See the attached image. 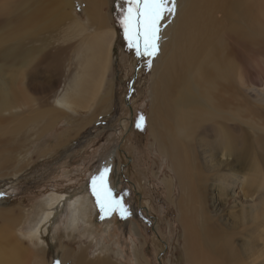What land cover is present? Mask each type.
Returning <instances> with one entry per match:
<instances>
[{
  "label": "bare ground",
  "instance_id": "6f19581e",
  "mask_svg": "<svg viewBox=\"0 0 264 264\" xmlns=\"http://www.w3.org/2000/svg\"><path fill=\"white\" fill-rule=\"evenodd\" d=\"M108 2L112 0H0V62L5 64L0 65V118L3 111H12L0 119V131L11 126V133H17L43 122L42 134L66 115L87 117L86 126L106 117L113 101L109 73L117 41L105 13ZM76 3L84 5L85 24L72 13ZM254 5L252 0H175L174 11L160 21L148 125L173 173L167 179L171 199L174 182L179 188L178 220L192 264H251L258 231L264 228V109L256 104L264 100L251 99L254 89L244 83L242 59L261 46ZM67 50L72 57L63 67V85L58 89L59 82L52 79L39 83L45 66L60 71ZM1 158L0 173L7 174L13 158ZM238 182L242 197H258L255 205H240L233 193ZM83 201L72 206L78 219L87 220ZM61 202V195L49 197L50 206L28 243L14 229L0 227V264H114L107 253L90 257L88 247L76 252L63 243L44 245L55 218L52 211ZM3 209L21 222L23 215L15 207Z\"/></svg>",
  "mask_w": 264,
  "mask_h": 264
},
{
  "label": "rangeland",
  "instance_id": "374dc122",
  "mask_svg": "<svg viewBox=\"0 0 264 264\" xmlns=\"http://www.w3.org/2000/svg\"><path fill=\"white\" fill-rule=\"evenodd\" d=\"M253 2L254 10L260 14L258 16L253 10V16L257 15V20L262 21L258 23L256 17H253L259 24V47L264 51V0ZM108 4L105 7V13L110 19L108 24L117 32L116 61L111 65L109 73L114 89L109 110L111 113H107L106 117H98L87 126V117L66 115L52 129H46L42 134H38V131L43 122L31 124L27 126L29 128L17 133H11V126L0 131V158L5 154L13 158V163L8 165V173H0V227L6 225L8 229H14L18 237L28 243L30 231L50 206L47 204L49 197L56 194L61 195L64 202L52 211L55 218L44 236V245L63 243L74 251L78 248L76 252L82 247H88L90 257L107 253L114 264H138L137 250L142 264H188L184 232L178 220L179 188L174 182V201L170 198L167 186V179L173 174L169 161L156 147L148 125L153 58L159 54L160 49L153 57L138 56L136 49L130 47L121 26L128 5L125 0H112ZM72 13L86 23L83 4L76 3ZM2 34L3 31L0 32ZM259 47L251 48V55L248 53L242 58L247 73L244 83L256 92V95L254 90L249 92L253 101L264 100V54ZM67 53L59 63L60 71H56L54 66H45L37 81H58L59 89L67 75L63 67L70 64L69 58L72 57V51L67 50ZM0 65L5 64L0 62ZM3 71L7 72L5 68ZM55 72L61 77L57 79ZM5 83L10 88L11 84ZM16 89L19 90V86ZM256 104L264 109V102ZM9 112L12 111H3L0 119L6 120L4 118ZM12 168L17 170L13 172ZM105 168L109 169L107 187L111 189V196L121 200L127 212L101 211L97 205L91 181ZM261 178L264 180V173ZM240 183L233 189L240 205H255L259 201L258 197L250 196V201L242 197ZM81 199H84L83 205L86 207L83 217L87 220L78 219L72 206ZM6 206L15 207V211L22 213L24 217L21 222H16L11 215L3 214ZM258 233L260 239L256 240L257 249L254 258L249 260L251 264H264V228ZM103 247L108 248V252Z\"/></svg>",
  "mask_w": 264,
  "mask_h": 264
},
{
  "label": "snow or ice",
  "instance_id": "6c2138e0",
  "mask_svg": "<svg viewBox=\"0 0 264 264\" xmlns=\"http://www.w3.org/2000/svg\"><path fill=\"white\" fill-rule=\"evenodd\" d=\"M128 5L121 26L125 30V37L130 47L136 49L138 56L153 57L157 54L160 39V21L174 11L175 0H125ZM173 7H168L169 4ZM143 120V117L140 118ZM140 127V125H137ZM109 169L105 168L91 181L93 195L101 211L121 210L127 212L121 200L111 196V189L107 187Z\"/></svg>",
  "mask_w": 264,
  "mask_h": 264
}]
</instances>
